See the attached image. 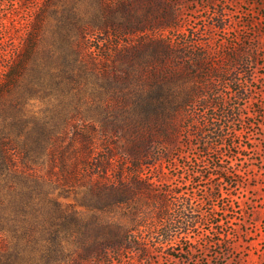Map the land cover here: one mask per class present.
<instances>
[{
	"label": "trees",
	"instance_id": "trees-1",
	"mask_svg": "<svg viewBox=\"0 0 264 264\" xmlns=\"http://www.w3.org/2000/svg\"><path fill=\"white\" fill-rule=\"evenodd\" d=\"M27 1L38 5L27 34L0 43V264L176 258L174 246L205 221L197 208L221 195L208 188L195 201L169 188L162 161L176 158L164 150L195 128L196 103L224 109L213 79L222 61L186 34H165L179 25L166 0ZM144 6L150 16L135 12ZM190 69L206 86L183 93L177 81ZM39 98L57 99L43 117L27 109ZM198 131L224 140L217 126Z\"/></svg>",
	"mask_w": 264,
	"mask_h": 264
},
{
	"label": "rangeland",
	"instance_id": "rangeland-1",
	"mask_svg": "<svg viewBox=\"0 0 264 264\" xmlns=\"http://www.w3.org/2000/svg\"><path fill=\"white\" fill-rule=\"evenodd\" d=\"M166 1L167 14L174 15L179 25L165 34H186L184 39L199 44L195 48L222 61L219 71L216 69L221 79H213L220 80L216 99L224 109L195 104L191 118L195 128L183 129L166 145L165 156L169 153L176 159H163V172L168 174L169 188L181 186L183 193H193L195 201H201L208 188L221 196L212 206L197 208V215L203 214L205 221L197 235L191 233L174 246L170 254L176 258L158 253L152 257L158 264H264V0ZM25 4L27 0H0V43L8 34H16L17 42L27 34L38 5L28 9ZM135 12L150 16L152 8L144 6ZM248 22L252 25L247 26ZM191 70L177 81L183 93L206 86L205 77ZM234 89L244 90V94L234 99ZM56 103V98H39L27 109L29 114L43 117ZM230 108H235V114L230 115ZM209 117L212 126L206 123ZM214 126L223 141L211 135L204 141L197 138L198 130L205 132ZM219 170L225 172L229 184L217 179ZM130 262L139 264L136 259Z\"/></svg>",
	"mask_w": 264,
	"mask_h": 264
}]
</instances>
